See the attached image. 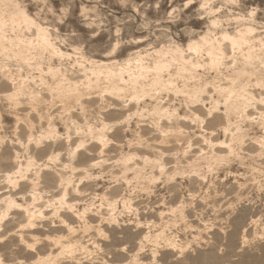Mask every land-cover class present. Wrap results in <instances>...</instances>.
Returning a JSON list of instances; mask_svg holds the SVG:
<instances>
[{
	"label": "bare ground",
	"instance_id": "6f19581e",
	"mask_svg": "<svg viewBox=\"0 0 264 264\" xmlns=\"http://www.w3.org/2000/svg\"><path fill=\"white\" fill-rule=\"evenodd\" d=\"M202 1L118 59L0 0V264H264V24Z\"/></svg>",
	"mask_w": 264,
	"mask_h": 264
},
{
	"label": "rangeland",
	"instance_id": "374dc122",
	"mask_svg": "<svg viewBox=\"0 0 264 264\" xmlns=\"http://www.w3.org/2000/svg\"><path fill=\"white\" fill-rule=\"evenodd\" d=\"M214 1L216 15H224L225 20L235 12L248 16L253 11L264 24V0ZM27 4L53 25L63 47L77 46L88 56H102L120 40L118 59L135 47L134 38L146 49L158 47L162 38L185 44L187 30H205L211 17L202 0H27ZM254 196V208L261 209L264 194L263 199Z\"/></svg>",
	"mask_w": 264,
	"mask_h": 264
}]
</instances>
